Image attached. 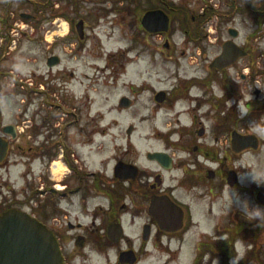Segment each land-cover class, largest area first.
Returning <instances> with one entry per match:
<instances>
[{
    "label": "flooded vegetation",
    "instance_id": "af4514ba",
    "mask_svg": "<svg viewBox=\"0 0 264 264\" xmlns=\"http://www.w3.org/2000/svg\"><path fill=\"white\" fill-rule=\"evenodd\" d=\"M36 5V0H0V93L7 89V77L13 79L12 93L25 88L14 71L2 66L23 54L26 40L36 64L43 59L47 67L43 75L34 74L33 118L24 119L29 102L13 121H4L0 114V216L10 210L29 214L56 238L63 264H142L164 239L169 246L189 235L198 223L202 200L214 204L217 193L226 189L250 192L233 157L257 155L264 183V0H242L240 14L250 32L243 33L238 45L242 56L222 70L214 63L231 40H223L219 28L207 25V12L196 15L180 2L145 0L147 6L129 13L134 18L130 26L138 29L135 38L140 39V31L165 36L166 48L171 46L168 57L175 60L179 57L170 38L178 31L185 47L195 50L187 58L201 62L203 70L193 75L166 72L169 79L157 84L169 85H149L148 149L130 141L136 131L130 126L133 133L127 134L125 144L115 146L112 157H107L105 138L89 134L83 96L74 95L73 87H87L77 81L78 72L62 68L64 60L55 52L59 43L74 47L71 58L84 61L87 69V21L80 19L79 7L72 6V18L66 17L68 32L50 41L47 32L55 26L45 32L42 22L31 21L43 12H59ZM158 10L169 19L168 31L152 35L143 19ZM215 46L221 52L210 59L207 52ZM84 77L87 81V72ZM56 79L65 85L59 97L60 90L52 85ZM242 112L247 114L241 118ZM20 166L18 186L13 170ZM250 187L256 188L257 206L264 208V186ZM257 240L259 264H264L262 218H257Z\"/></svg>",
    "mask_w": 264,
    "mask_h": 264
},
{
    "label": "rangeland",
    "instance_id": "374dc122",
    "mask_svg": "<svg viewBox=\"0 0 264 264\" xmlns=\"http://www.w3.org/2000/svg\"><path fill=\"white\" fill-rule=\"evenodd\" d=\"M169 1L170 4L172 1L185 4L184 6L189 7L196 15L207 12V25L219 28L223 40L231 39L228 30L234 28L239 32L236 42L240 45L243 33L250 32L244 28L240 14L242 0ZM36 3H38L37 7H54V10L59 12H43L39 15V20L36 18L31 21L32 23L42 22L45 25V32L55 26L47 32V38L50 41L59 39L58 36L68 32L69 24L66 17L72 18V6L79 7L80 19L87 21L89 38L86 41L84 53L87 56L85 58L87 69H84L86 68L84 61L79 62L71 58L72 51L70 50L74 47L59 43L60 45L55 47V52L60 54L64 60L62 68L78 72L77 81H83L87 87L85 91L84 86L78 85L73 87V92L74 95L83 96V112L86 113L89 134L103 136L106 143L105 150H108L107 157H112L116 151L115 146L127 142V130L130 126H134L136 131L130 141L140 146L143 151L147 150L145 137L150 127L145 120L149 109V85L156 87L169 85L157 84L158 81L169 79L171 74L166 72L176 71L193 75L194 72L203 70L201 62L192 63L187 58L191 52H195L194 48L185 47L183 36L178 31H174L173 37L170 38L174 44L172 51L174 50L175 55L180 58L174 60L168 57V50L171 46L166 48L165 36L151 37L140 31V39L135 38L134 33L138 29L130 26L134 18L130 17L129 13H138L136 8L146 6L145 0H139L137 4L133 0H36ZM135 17L137 19V16ZM24 24L27 27L26 20ZM54 31H57V35L53 34ZM32 38L36 39V34ZM31 45L26 40L23 44V54L9 59L2 66L5 70L14 71L25 84L21 92L14 94L11 89L13 79L10 77L5 79L7 89L3 88L0 93V114L6 122L13 121L23 111L25 102L32 103V105L31 110L26 111L24 119L33 118L32 112L36 109V97L32 95L33 84H36L34 74L39 72L43 75L47 67L43 59L41 65L36 64L32 55L34 53L30 54ZM221 49L219 46L213 47L207 52L209 58L219 55ZM172 62L175 64L174 67H171ZM239 69L238 66L233 70ZM86 72L88 73L87 81L84 77ZM52 85L60 90L57 91V96H62L61 88L65 85H61L57 79L52 82ZM122 98L132 99L134 101L132 108L120 110L119 102ZM233 163L243 172V184L248 187L255 184L248 173L253 171L259 175L257 155L233 157ZM33 168L36 171V165ZM21 171V166L13 170V179L18 186H20L18 176ZM230 197H232V204L229 207ZM245 202L248 203L249 210L257 207L255 195L251 192L245 193L239 188L226 189L222 194L217 193L214 204L209 200H202L197 212L199 214L198 223L189 235L185 236L183 241L180 238L173 240L169 246L166 245L167 240L164 239L160 248L144 256L145 262L142 264H194L197 254H199L198 264H226L228 262L227 248H231L230 262L237 254L238 245H242L245 250L244 258L239 261V264H259L258 240L246 241L241 236L239 239L236 236L232 237L230 233L231 230L242 231L247 228L249 230L251 227L256 229L257 218L251 222L245 218ZM219 231L223 232L222 236L218 233ZM250 233L252 234L251 230L248 231V234ZM221 237L224 238L221 239ZM202 245L203 248H201ZM151 246L153 247L152 244ZM250 247L252 249L247 252Z\"/></svg>",
    "mask_w": 264,
    "mask_h": 264
},
{
    "label": "water",
    "instance_id": "95a60500",
    "mask_svg": "<svg viewBox=\"0 0 264 264\" xmlns=\"http://www.w3.org/2000/svg\"><path fill=\"white\" fill-rule=\"evenodd\" d=\"M28 17L25 15V18ZM168 22V17L162 11L149 12L143 19L144 27L151 33L167 31ZM229 32L232 38L238 37L236 29ZM241 56V49L235 43L228 42L214 66L218 69L228 68ZM131 103L130 99L123 98L120 107L130 108ZM132 131L130 128L128 133L132 134ZM0 264H63V258L51 232L28 214L10 210L0 217Z\"/></svg>",
    "mask_w": 264,
    "mask_h": 264
},
{
    "label": "clouds",
    "instance_id": "9594fccd",
    "mask_svg": "<svg viewBox=\"0 0 264 264\" xmlns=\"http://www.w3.org/2000/svg\"><path fill=\"white\" fill-rule=\"evenodd\" d=\"M247 112H242L241 114V118L246 115ZM251 176L252 182L255 183L258 187L259 186H264V183H261V179L260 177L253 171H250L248 173ZM232 204V197H230V203H229V207ZM245 213H246V219L251 222L253 219L255 218H262L264 219V208H261L259 205L253 209V210H249L248 208V203L245 202ZM224 237H221V239H223ZM236 256L232 257L230 264H239V261L243 259L244 254H245V250L243 248L242 245H238L237 249H236Z\"/></svg>",
    "mask_w": 264,
    "mask_h": 264
},
{
    "label": "trees",
    "instance_id": "16d2710c",
    "mask_svg": "<svg viewBox=\"0 0 264 264\" xmlns=\"http://www.w3.org/2000/svg\"><path fill=\"white\" fill-rule=\"evenodd\" d=\"M71 2V1H70ZM72 3V2H71ZM147 6V5H146ZM151 6H153V5H151ZM145 7V6H144ZM144 7H141V8H144ZM251 229H253V228H250L249 230H247L246 232V234H241L242 235V237L246 240V241H253V242H255L256 240H255V238L254 237H252L251 236V233L250 234H248V231H250ZM253 232H255V230H253ZM248 235V236H247Z\"/></svg>",
    "mask_w": 264,
    "mask_h": 264
}]
</instances>
